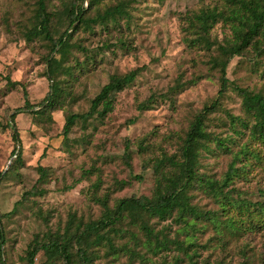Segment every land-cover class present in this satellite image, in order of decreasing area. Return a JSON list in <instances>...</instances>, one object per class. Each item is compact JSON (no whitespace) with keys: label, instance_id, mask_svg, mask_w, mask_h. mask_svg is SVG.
I'll list each match as a JSON object with an SVG mask.
<instances>
[{"label":"rangeland","instance_id":"rangeland-1","mask_svg":"<svg viewBox=\"0 0 264 264\" xmlns=\"http://www.w3.org/2000/svg\"><path fill=\"white\" fill-rule=\"evenodd\" d=\"M70 1L47 0L46 11H60ZM120 1H125L128 16L117 25L107 29L97 26L93 31L80 29L73 34L74 47L67 62L74 65L76 58L80 65L72 77H58L66 95L60 108L50 112V119L36 121L27 110H17L23 108L24 90L30 105H37L49 91L45 58L50 43L43 36L30 41L24 36L34 0H0V75L15 83L0 79V213H9L2 221L7 264H24L28 245L34 239L63 233L71 216H75L76 223L99 219V200L104 196L110 208L117 200L132 195L150 197L154 188L152 157L163 150L174 153L194 116L217 97L219 74L210 68L208 53L187 45L180 17L203 7L221 8L224 0H102L96 9L101 12ZM88 2L84 0L83 7L92 15L95 7L90 8ZM52 24V37L57 38L66 23L53 18ZM212 36L221 41L228 37V30L218 24ZM252 54L249 51L230 61L226 70L230 86L220 98L219 108L208 114L210 132L225 135L230 132L226 114L242 116L241 98L234 86L264 91V54L258 61L251 60ZM86 57L90 60L84 62ZM133 71H137L134 81L117 95L112 111L103 119L78 121L66 138L61 135L66 115L88 112L91 100L111 75ZM148 100L151 102L146 108L140 109ZM13 114L19 145L13 139ZM14 149L20 154L17 162ZM230 159L218 152L203 156L201 171L219 180ZM144 164L147 169L142 172ZM248 179L236 188L255 200L257 190L264 188V168L254 166ZM32 189L36 193L27 195ZM191 203L203 211L217 208L199 191ZM150 224L155 231L169 227L170 237L177 228L170 220H152ZM213 237L210 227L196 233L199 263L222 260L225 264H243L253 259L254 264H264V232L240 238L227 236L223 241ZM123 244L141 254L145 252L141 246L135 248L127 236L115 238L116 246ZM94 249L92 264L160 262L147 252L141 260L126 250L113 257L104 245ZM45 260L40 252L34 264H45Z\"/></svg>","mask_w":264,"mask_h":264},{"label":"trees","instance_id":"trees-1","mask_svg":"<svg viewBox=\"0 0 264 264\" xmlns=\"http://www.w3.org/2000/svg\"><path fill=\"white\" fill-rule=\"evenodd\" d=\"M83 1L72 0L60 11L51 13L46 11L47 0H34L33 14L24 36L28 41L43 36L50 43L45 58V77L49 81V91L37 105H30L24 90V105L17 111L23 113L27 110L36 116V121L39 118L50 119V112L60 108V101L66 95L59 87L61 81L58 77H72L73 71L80 65L76 58L74 65H68L67 62L70 49L74 47L71 43L73 34L80 29L93 31L97 26L107 29L128 16L125 1L117 2L100 12L96 8L102 0H85L89 1L90 8L95 7L92 15L83 7ZM224 1L221 8L203 7L180 17L185 42L190 48L209 54L208 64L218 72L220 87L215 100L194 116L183 137L178 139L174 153L168 154L163 150L158 156L152 157L150 168L154 175V188L151 196L132 195L117 200L113 208L108 206L107 196L98 199L102 207L99 219L76 223L75 216H71L63 233L34 239L28 245L24 264H34L40 252L46 257L45 264H53L58 260L62 264H92L94 248L101 245L113 257L126 250L130 256L141 260L147 256L145 252L152 254L159 258V264H209L208 261L199 263L197 259L200 245L195 238L196 233L201 234L210 227L214 233L213 239L223 241L227 236L240 238L264 232V188L257 190L258 198L255 200L236 188V184L248 182L254 166L264 168V91L233 87L241 98L242 116L226 114L229 133L220 135L210 132L206 124L208 114L212 109L219 108L220 98L230 86L226 76L230 61L249 51L253 53L252 61H258L264 54V0ZM53 18L57 21L62 19L66 23L65 30L57 38L51 34ZM218 24L228 30V37L221 41L212 36V30ZM87 60L90 58L86 57L84 62ZM136 74L137 71L122 76L111 75L108 83L91 100L88 112L65 116L61 135L66 138L78 121L86 122L93 117L103 119L112 111L117 95L134 81ZM0 79L6 80L7 84H15L8 77L0 75ZM150 102L148 100L140 105V109H145ZM14 117L15 114L10 117L13 139L19 145ZM215 152L231 157L227 170L219 180L201 171L202 157ZM13 155L14 161H19L20 154L16 149ZM124 158L127 159V155ZM146 169L144 164L141 171L145 172ZM197 191L211 198L217 208L203 211L192 204ZM30 193L35 194L36 190L32 189L26 194ZM8 216L9 213H0V264H7L3 251L6 240L2 221ZM152 220H170L177 228L170 237L167 234L169 227L155 231L150 224ZM124 236L129 237L135 248H145V252L141 254L127 248L125 244L116 246L115 238ZM172 252L175 254L170 255ZM215 264L225 263L221 260ZM243 264L254 262L251 259Z\"/></svg>","mask_w":264,"mask_h":264}]
</instances>
